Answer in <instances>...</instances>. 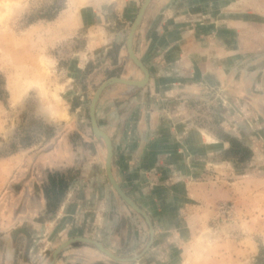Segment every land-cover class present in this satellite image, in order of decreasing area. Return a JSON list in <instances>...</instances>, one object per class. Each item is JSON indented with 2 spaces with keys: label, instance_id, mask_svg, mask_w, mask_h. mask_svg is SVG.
<instances>
[{
  "label": "rangeland",
  "instance_id": "obj_1",
  "mask_svg": "<svg viewBox=\"0 0 264 264\" xmlns=\"http://www.w3.org/2000/svg\"><path fill=\"white\" fill-rule=\"evenodd\" d=\"M0 80V264H264V0H0Z\"/></svg>",
  "mask_w": 264,
  "mask_h": 264
},
{
  "label": "crops",
  "instance_id": "obj_2",
  "mask_svg": "<svg viewBox=\"0 0 264 264\" xmlns=\"http://www.w3.org/2000/svg\"><path fill=\"white\" fill-rule=\"evenodd\" d=\"M98 3V2H97ZM93 4H94V2H93ZM95 7V6H94ZM96 9V8H95ZM87 17V16H86ZM86 17H84L83 15H81L80 16V19H79V23H80V25H82V26H84V25H89V22H86ZM100 21V17H98V19L96 20V23L98 24V22ZM94 24V23H93ZM91 26H93V27H95V26H97V25H91ZM214 32H216V36H218V37H221V31L220 30H214ZM157 145H158V142H157ZM159 147L160 146H162V145H158ZM167 146H169V145H167ZM173 146V145H172ZM150 147V146H149ZM164 148H165V146L164 147H161L160 148V150H164ZM147 156V154L145 155V157ZM144 158V157H143ZM149 159L150 158H148V163H149ZM146 161V160H145ZM151 161H152V156H151ZM144 165H147V163L146 164H144Z\"/></svg>",
  "mask_w": 264,
  "mask_h": 264
},
{
  "label": "water",
  "instance_id": "obj_3",
  "mask_svg": "<svg viewBox=\"0 0 264 264\" xmlns=\"http://www.w3.org/2000/svg\"><path fill=\"white\" fill-rule=\"evenodd\" d=\"M134 60H136V59H134ZM138 64H140L138 61H136ZM141 66V65H140ZM141 68H143V67H141ZM143 70H145L144 68H143ZM108 149H109V156H108V168H109V165H110V156H111V146H110V144H109V142H108ZM109 175H110V173H109ZM110 178L112 179V177H111V175H110ZM113 184H115V182L113 181ZM116 185V184H115ZM117 187V186H116ZM117 189L120 191V189H119V187H117Z\"/></svg>",
  "mask_w": 264,
  "mask_h": 264
},
{
  "label": "trees",
  "instance_id": "obj_4",
  "mask_svg": "<svg viewBox=\"0 0 264 264\" xmlns=\"http://www.w3.org/2000/svg\"><path fill=\"white\" fill-rule=\"evenodd\" d=\"M58 8H60V7H58ZM4 94L6 95V90L3 88V83L0 80V99H2Z\"/></svg>",
  "mask_w": 264,
  "mask_h": 264
}]
</instances>
